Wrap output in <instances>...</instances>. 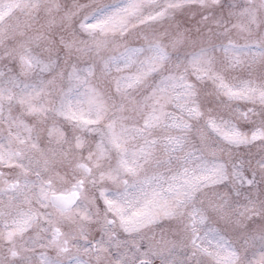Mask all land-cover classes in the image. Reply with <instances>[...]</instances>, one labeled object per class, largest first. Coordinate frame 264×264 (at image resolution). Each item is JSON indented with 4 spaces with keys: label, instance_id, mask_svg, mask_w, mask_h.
Listing matches in <instances>:
<instances>
[{
    "label": "snow or ice",
    "instance_id": "1",
    "mask_svg": "<svg viewBox=\"0 0 264 264\" xmlns=\"http://www.w3.org/2000/svg\"><path fill=\"white\" fill-rule=\"evenodd\" d=\"M0 264H264V0H0Z\"/></svg>",
    "mask_w": 264,
    "mask_h": 264
}]
</instances>
